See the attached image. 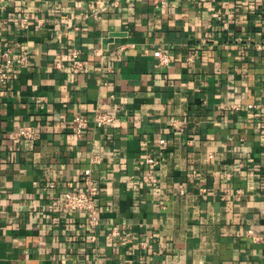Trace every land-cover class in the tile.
Segmentation results:
<instances>
[{"label": "crops", "instance_id": "0c3cea01", "mask_svg": "<svg viewBox=\"0 0 264 264\" xmlns=\"http://www.w3.org/2000/svg\"><path fill=\"white\" fill-rule=\"evenodd\" d=\"M7 47L0 264H264V0H5ZM97 110L116 124L77 137ZM87 168L95 228L60 203Z\"/></svg>", "mask_w": 264, "mask_h": 264}, {"label": "built area", "instance_id": "2783aa9c", "mask_svg": "<svg viewBox=\"0 0 264 264\" xmlns=\"http://www.w3.org/2000/svg\"><path fill=\"white\" fill-rule=\"evenodd\" d=\"M169 0H154L159 5H166ZM5 0H0V5H4ZM11 48L7 47L2 55L4 56V61L0 64V80H5L11 74V69L13 66V59L11 57ZM155 55L158 58L159 66L166 67L171 62V56L162 49H158L155 52ZM24 59V57H22ZM72 67L75 70H83L85 68V62L79 58V54L75 51L72 55ZM117 116L113 111H103L97 110L92 117L85 115H75L72 119L73 132L77 137H81L84 132L89 128L91 122L98 128H110L116 124ZM15 136L17 138L35 140L39 137V131L36 126L31 124L24 125L19 129ZM166 139H161L160 144L162 146L166 145ZM210 157H213L211 154ZM147 172L148 176L146 178L147 182L157 183V167L160 165V159L156 156H148L146 158ZM84 188L80 190L69 189L65 192L62 198H60V203L66 209L71 211H81L85 214L87 224L90 228H95L99 224L98 219V207H97V198L100 192L99 185L94 181L92 177L91 168L85 170L84 176ZM54 183H50V187H54ZM114 237L121 238L123 242H126L128 234L123 235V233L114 228L112 231ZM248 235L254 240L258 239V235L254 230H249Z\"/></svg>", "mask_w": 264, "mask_h": 264}]
</instances>
